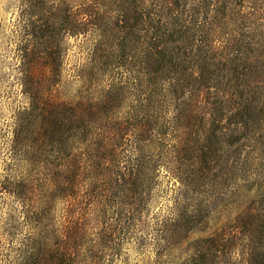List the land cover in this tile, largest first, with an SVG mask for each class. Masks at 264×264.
<instances>
[{
	"label": "rangeland",
	"instance_id": "rangeland-1",
	"mask_svg": "<svg viewBox=\"0 0 264 264\" xmlns=\"http://www.w3.org/2000/svg\"><path fill=\"white\" fill-rule=\"evenodd\" d=\"M257 1L217 16L216 0H185L181 28L133 0H93L75 34L82 3L0 0V264H21L32 199L73 264H264ZM110 133L91 210L80 190L49 199L50 180Z\"/></svg>",
	"mask_w": 264,
	"mask_h": 264
},
{
	"label": "trees",
	"instance_id": "trees-1",
	"mask_svg": "<svg viewBox=\"0 0 264 264\" xmlns=\"http://www.w3.org/2000/svg\"><path fill=\"white\" fill-rule=\"evenodd\" d=\"M25 4L32 7V9L38 8L40 3L50 0H23ZM58 2L59 6L57 11L64 12V8L67 6L69 0H52ZM78 3H82L79 7L71 12V17L74 21V32L75 34L81 33L84 30L85 20L88 16L93 17L96 10H94L93 0H71ZM127 5H131L132 2L127 0ZM255 5L259 3L257 0ZM185 0H133V4L136 5V8L143 11H147L151 14L166 16L171 15L172 18H176L178 24L181 20V28L183 26V16H184V4ZM248 2V0H216V15L227 16V14L232 15V9L235 8L236 12H239L240 15H243V11H240L242 4ZM67 10V9H66ZM132 8L129 7L128 12H132ZM137 9H135L136 11ZM66 12V11H65ZM181 15V16H180ZM180 16V17H179ZM244 17V16H243ZM162 22V21H161ZM164 24V23H163ZM167 26V25H165ZM84 117L81 116L80 121L84 122ZM116 133H110L107 139V143L104 144L101 142L96 151H92V157H82L78 158L73 166L72 170L68 174L67 178H57L51 179L52 185L50 186L51 190L54 192L48 195V198L52 197L58 198L60 195L56 193L64 192L66 196L70 198L76 195L80 190L83 191L86 201L80 203L78 198L75 199L81 207L84 205L85 208L81 209L85 211L87 208H90V201L94 195L101 193L102 188L99 186L103 182V176L105 171L109 169V163H105L99 157V154L103 150L111 151V143L117 138ZM97 138L103 140L104 133L97 135ZM179 146V145H178ZM179 149V147H178ZM180 152V151H178ZM174 177L177 183H180L181 186L184 185V174L183 171L179 168L172 167ZM91 175L87 179H84L85 175ZM95 176V177H94ZM94 177V178H92ZM55 193V194H54ZM31 204H34L32 207L33 210L25 212V220L29 226V234L26 240L23 242L20 251V261L21 264H73L71 263V256L65 255L59 251L54 245V236L50 233L49 229L45 225V215L43 213L42 204L39 201L30 200ZM37 204V205H36ZM89 207H86L88 206ZM79 223H77L78 225Z\"/></svg>",
	"mask_w": 264,
	"mask_h": 264
}]
</instances>
